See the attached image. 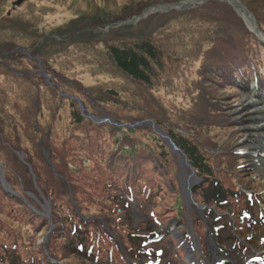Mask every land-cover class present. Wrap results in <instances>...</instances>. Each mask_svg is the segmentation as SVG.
Wrapping results in <instances>:
<instances>
[{
    "label": "rangeland",
    "instance_id": "1",
    "mask_svg": "<svg viewBox=\"0 0 264 264\" xmlns=\"http://www.w3.org/2000/svg\"><path fill=\"white\" fill-rule=\"evenodd\" d=\"M14 1L0 0V43L6 42L0 58L16 46L8 64L33 72L20 80L6 74L12 82L0 103V264H29L32 251L51 264H251L247 253L264 248V164L257 161L264 152H250L264 148V41L257 36L264 39V14L258 19L248 12L247 23L229 0H218L237 12L240 23L234 26L223 14L198 10L212 0ZM33 28L43 31L35 36L39 42ZM35 57L63 90L80 94L82 105L88 100L96 106L101 131L80 104L77 123L57 118L42 124L45 108L58 112L67 102L51 97ZM241 58L242 65L234 64ZM221 62L230 64L234 85L221 78ZM150 110V129L134 125ZM35 116L40 130L28 128ZM103 117L122 122L115 126ZM123 122L133 127L130 134L117 127ZM167 136L187 159L172 151ZM104 137L116 147L123 140L132 147L108 162ZM19 139L28 148L23 160L14 144ZM119 161L127 172L117 168ZM191 172L195 179L186 199L183 177ZM127 183L138 198L123 195ZM210 188L220 193L213 205L203 195ZM112 194L117 210L111 209ZM103 218L118 226L119 245L110 250L103 243L102 252H95L88 239L82 244L74 223L81 219L92 230L104 229ZM159 219L167 221L157 225ZM14 243L19 255L9 250Z\"/></svg>",
    "mask_w": 264,
    "mask_h": 264
},
{
    "label": "trees",
    "instance_id": "2",
    "mask_svg": "<svg viewBox=\"0 0 264 264\" xmlns=\"http://www.w3.org/2000/svg\"><path fill=\"white\" fill-rule=\"evenodd\" d=\"M240 1L242 3H244L247 6V8L253 14H256L257 17H258V19L260 18V15L258 16V14H264V0H240ZM198 10L203 11L202 14H223L224 19L227 22L233 24L234 26H238V23H240V20L235 15L236 12L232 8L227 7L225 3L221 2V1H218V0H212V1H207L205 3H202L201 5L198 6ZM227 14H230L231 15V17L236 21V24L235 23H232L230 21V19L227 17ZM35 29L36 28H33V30L30 31V34L33 35L35 41H38V37L35 38V36L37 34H39V32H36ZM248 33H249L248 34L249 37L252 36V34H251L250 31H248ZM2 43L3 44H6V42H2ZM11 49L12 48L9 47L8 48V51L11 50ZM11 54L10 55H5L4 60L8 62L9 60L13 59L12 56H11ZM102 57L105 60V56L103 55ZM84 59L87 60L88 58L85 56ZM36 62H37V60H36ZM234 64H240V65H242V58L240 60L236 61ZM103 65H104V61H103ZM116 65L119 66L118 63H116ZM229 66H230V64L228 62H221V65L218 66L220 68V70H221L220 76H221V78H227L229 80V84L234 85V83L237 82V79H236L235 75L231 72ZM253 66L254 65H251V67H253ZM0 71L3 72V74H2V76H3L2 82H3L4 85L5 84H9V83L12 82L10 80H6V74L8 76L14 78V79L16 78L17 80H20V79H23V78H27V79L30 78V76H28V74H20V75L13 74V73H11L9 71V69H7L2 64H0ZM23 71L24 72H28L29 71L31 73L33 72L31 70H28V69L23 70ZM262 71H264V64H263V66L261 68V72ZM253 75H254V73H253ZM32 77H38L40 80L41 79L44 80L43 77L40 76V75H34ZM130 78H132V77H130ZM249 79H251V78H249ZM254 79L255 80H259L257 77H255ZM50 81L52 83H51V86H49V87L52 90V94H53L51 97L53 99H55V98H63L62 100H64V101L67 102V106L66 105H63L64 103L61 102L60 103V106L58 108V112H57V107H55L53 109V111L50 108H48V107L45 108L44 111H43V117H40L42 124H45L46 122L50 121L51 119L55 120L57 118H59V121L64 122V123H67V119L69 121H73V122L77 123L76 121H79V119L83 117L82 116L83 113L81 115V110L79 108L78 101H76L73 98V96L78 97L81 101H84L85 102V100L83 98H81L80 94H78V93H73V91H71V90H63L59 85H57L52 80V78H50ZM133 81H135V79H133ZM260 86L261 87H264L263 86V82H262V84H260ZM29 93L32 94L31 96L34 97V95L36 93H39V92H36V93L29 92ZM64 94H67L68 96H65ZM7 96H8V94H7V86L0 88V103L1 102H4V99H6ZM44 97H46V96H44ZM95 108H96V106L93 103L89 104V101L88 100H87V102L84 105V109L86 110V113L95 114L94 113ZM152 111L153 110H150V114L148 116L144 117V118H141V120L148 119L150 117ZM3 112H4L3 111V107H0V113H3ZM95 115H97V114H95ZM38 119L39 118L37 116L34 117L33 122H31L28 119L29 120V122H28V128H30L31 127V124H32V126H33L32 129L33 130L34 129L40 130V127L41 126H39ZM89 119L91 120L92 124L96 127V129H98V131H101L102 130L100 128L101 127L100 126V122L101 121H94L91 118H89ZM117 120L121 121L119 118H117ZM78 123H82V122H78ZM123 123H124L123 126L117 125V127H125L126 130L127 129L129 130V134H130L133 131V127H129L128 126L129 124H127L125 122H123ZM115 126H116V124H115ZM144 126H148V125H144ZM148 127L150 129V126H148ZM149 133H151L150 130H149ZM127 137L131 139V141H129V143L131 144L133 142L135 136H131L130 135V136H127ZM104 138H107V137H104ZM107 140H108V138H107ZM157 140H159V139H157ZM32 141H33L34 144H38V145L40 144V142L38 140H32ZM113 142H115V140H113ZM127 143L128 142L126 140H123V142L120 144L121 146L120 147H116L114 144H111V142L109 140L106 141L102 145V147H103V150H106L107 148H108V151L110 150V158H109V161L108 162H113L116 158L122 157V156L126 155L127 149L132 147L131 145H129ZM14 144H15V149H17V151H22L25 148H27L26 145L23 146L21 144L20 139H19V143L18 142H14ZM95 146H96L97 152L100 153V148H99L100 146L99 145H95ZM139 148L142 151H145V148H144V146L142 144H139ZM116 150H118V151L116 152ZM154 152H156V151H154ZM166 154H168L170 156L172 155V153L170 151L166 152ZM21 165L23 166L22 163H21ZM112 165H116V164L113 163ZM119 165H120V161L118 162V165H116L119 170L124 171V172H127L128 171L129 166H126L124 168H121V167H118ZM192 166L195 168V166L193 164H192ZM197 173H199L198 170H197ZM125 175L127 176V179H128V175L127 174H125ZM133 177H135V176H133ZM201 178L202 179H208V177H203V176ZM211 181L215 182L216 180L211 179ZM129 185H130V183L129 184L128 183L125 184V186L127 187V190H124V192H123L124 194L123 195L126 196V197H129V198H138V196L135 194V192L132 190V188L131 189L128 188ZM206 192L209 193V194L208 195L207 194L205 195V193H204L203 195L206 198L209 199L208 202H210V204H214V202H216V198L218 196H220L219 191L216 193L215 192V189H211L210 188ZM116 199L118 200L117 194H112L111 195V204L113 205V207L111 208L112 210H113V208H115V210H117L116 209L117 203L115 202ZM119 200H120V202H123V200H122L121 197L119 198ZM207 205H208V203H207ZM119 211H120V214H121L123 210L121 211L120 208H119ZM68 216H69V219L72 220L74 217H76L75 211L73 210V211L69 212L68 213ZM113 216L115 218H118V220L121 218V215H119L117 212H116V215H113ZM179 217L180 216L177 215V217H172V218H174V219H177L178 218L179 219ZM164 219H168V218L164 217ZM161 221L164 224L167 220H161ZM89 222L90 221H84V220L79 219V221H77V222L74 223V228H73L74 230L73 231L74 232L77 231L79 233L80 237L82 238L81 239L82 240V244L85 243L84 242V239H88V241L95 248V252H102V250H103L102 249L103 243H108L110 250H113L115 247L118 248L119 241H118V238H117V236L115 234V233H117V227H118L116 224H114V227L112 228V225H109L108 224L107 218H103V222L102 223H99V225H101V227H104V229H93L92 230V229H90ZM80 226H82V228ZM108 238H111L112 241L109 240ZM0 247H4V245L2 244ZM79 247L80 248H84V245H82V246L80 245ZM71 248H72L73 251H75V248H73V247H71ZM13 249H14V251L11 249V246H10L9 250L12 251V252H14L15 255H19L21 253L18 250V248L16 247V243H14ZM84 249H86V247ZM48 252H49V254H51V252L49 250H48ZM62 254H65V251H62ZM43 260L44 261H41L40 260V258L38 257L36 251H32V253L29 255V261H30L29 264H51V262L48 259H45L44 258Z\"/></svg>",
    "mask_w": 264,
    "mask_h": 264
},
{
    "label": "bare ground",
    "instance_id": "3",
    "mask_svg": "<svg viewBox=\"0 0 264 264\" xmlns=\"http://www.w3.org/2000/svg\"><path fill=\"white\" fill-rule=\"evenodd\" d=\"M229 2H230V4L231 5H233L234 7H235V9L242 15V17H244L246 20V22L247 23H250L248 20H249V14H248V11L245 9V7L244 6H242V4L238 1V0H229ZM180 6H181V4H178V5H169V6H166V7H175V8H180ZM258 35V34H257ZM259 36V35H258ZM262 36V35H261ZM264 126V124H262V126L261 127H263ZM255 128H257V127H255ZM260 130V129H259ZM263 132H261V134H262ZM253 134V133H252ZM251 135V134H250ZM255 135V134H254ZM253 136V135H252ZM263 141V140H262ZM262 147V146H261ZM259 151L260 152H257V151H255L253 148H252V150H250V152L251 153H253L254 154V156L255 155H262V153L264 152V148L262 147V149H259ZM257 161L260 163V164H264V159H262V158H259V159H257ZM255 163V162H254ZM259 167V166H258ZM263 168V167H262ZM261 171H263V170H261ZM263 174V173H262ZM263 176V175H262ZM183 179H184V182H185V191L187 192V186H190V184L194 181V179H195V177H194V174H191L190 176H188V175H184V177H183ZM186 183H187V185H186ZM186 199H188V195H186ZM194 234V233H193ZM196 236V235H195ZM195 240H196V244H197V238H195ZM211 242L212 243H214V240H212L211 239ZM253 251L254 250H252V251H250V252H248L247 253V255H246V257H249L250 255V257L249 258H251L252 256H253Z\"/></svg>",
    "mask_w": 264,
    "mask_h": 264
},
{
    "label": "water",
    "instance_id": "4",
    "mask_svg": "<svg viewBox=\"0 0 264 264\" xmlns=\"http://www.w3.org/2000/svg\"><path fill=\"white\" fill-rule=\"evenodd\" d=\"M20 1L21 0H18V1H14L13 2V4H19L20 3ZM76 100H78L76 97H74ZM79 103H80V106H81V108L83 109V105H82V103L79 101ZM150 122V121H149ZM150 124H151V122H150ZM164 136H166V135H163V137ZM168 137V136H167ZM169 138V137H168ZM170 139V138H169ZM170 141H171V144H172V149H174V150H176L177 152H179V150L176 148V146H175V144L173 143V141L170 139ZM180 153V152H179ZM181 154V153H180ZM0 177H1V179H2V172H1V168H0Z\"/></svg>",
    "mask_w": 264,
    "mask_h": 264
},
{
    "label": "flooded vegetation",
    "instance_id": "5",
    "mask_svg": "<svg viewBox=\"0 0 264 264\" xmlns=\"http://www.w3.org/2000/svg\"><path fill=\"white\" fill-rule=\"evenodd\" d=\"M1 61V60H0Z\"/></svg>",
    "mask_w": 264,
    "mask_h": 264
}]
</instances>
